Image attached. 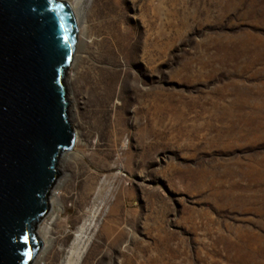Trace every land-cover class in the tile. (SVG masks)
Segmentation results:
<instances>
[{"label": "rangeland", "instance_id": "rangeland-1", "mask_svg": "<svg viewBox=\"0 0 264 264\" xmlns=\"http://www.w3.org/2000/svg\"><path fill=\"white\" fill-rule=\"evenodd\" d=\"M108 1L113 44L81 64L102 65L112 95L94 125L87 82H65L66 66L78 140L33 227L49 222L41 263L91 220L79 264H264V0ZM129 85L147 92L144 119Z\"/></svg>", "mask_w": 264, "mask_h": 264}, {"label": "water", "instance_id": "water-1", "mask_svg": "<svg viewBox=\"0 0 264 264\" xmlns=\"http://www.w3.org/2000/svg\"><path fill=\"white\" fill-rule=\"evenodd\" d=\"M75 24L63 0H0V264H29L41 243L58 156L73 133L63 84Z\"/></svg>", "mask_w": 264, "mask_h": 264}, {"label": "bare ground", "instance_id": "bare-ground-1", "mask_svg": "<svg viewBox=\"0 0 264 264\" xmlns=\"http://www.w3.org/2000/svg\"><path fill=\"white\" fill-rule=\"evenodd\" d=\"M65 1L72 13L74 24H75V35L77 38L74 42L71 58L67 64V67H71L73 74L70 76L67 74V81L69 84L75 82L76 78L80 75L84 77L87 82V92L89 94L88 98L85 100V103L91 105L90 110L95 115L94 116V125L97 122L103 119L105 115V99L109 98L112 95L114 87L113 76L108 82L107 88L104 86L103 74L104 67L93 62H88L85 67L82 66L83 60H86L87 57L99 61L103 58L104 53L112 46L114 41V34L112 33V19L109 16V11L112 9L111 3L108 0H93L91 11L88 12L85 10L86 0H63ZM112 1V0H111ZM93 18V19H92ZM85 37H88L89 40H84ZM109 37H112L110 39ZM81 45L83 53L78 52V48ZM93 48V50L90 49ZM91 53V54H90ZM93 60V61H94ZM81 67V69H79ZM111 72V71H108ZM110 75H113L112 72ZM65 78V76H64ZM64 83V79H63ZM65 84V83H64ZM130 93V103L133 106L132 114L137 119L145 118L148 112V98L147 92L145 90H139L135 85H129ZM75 91H71L68 96H66L68 102V112L71 109L73 110V116L77 115L75 100ZM69 114V113H68ZM139 115V117H138ZM71 125L73 133V142L71 148L77 143L78 131ZM65 155V154H63ZM62 157V156H60ZM56 167V164H55ZM57 169V167H56ZM55 186L52 188L54 191ZM54 193L52 192L47 200V205H51L53 202ZM49 222H46L44 227H38L34 233V236L41 243L40 247L37 249L35 255L29 262V264H42L41 255L46 253L51 248L52 239L48 235L47 226ZM92 229L91 220L85 221L80 227H78L72 233V238L65 249L64 256L58 261V264H79V261L84 253V250L90 241L89 231Z\"/></svg>", "mask_w": 264, "mask_h": 264}]
</instances>
